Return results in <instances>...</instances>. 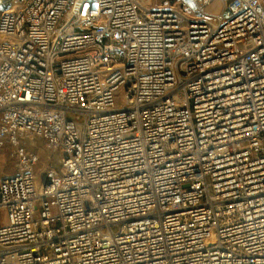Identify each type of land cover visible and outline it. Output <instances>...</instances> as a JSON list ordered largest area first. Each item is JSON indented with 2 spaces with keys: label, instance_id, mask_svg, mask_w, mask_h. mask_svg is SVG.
I'll list each match as a JSON object with an SVG mask.
<instances>
[{
  "label": "built area",
  "instance_id": "built-area-1",
  "mask_svg": "<svg viewBox=\"0 0 264 264\" xmlns=\"http://www.w3.org/2000/svg\"><path fill=\"white\" fill-rule=\"evenodd\" d=\"M11 1L0 264H264L261 3Z\"/></svg>",
  "mask_w": 264,
  "mask_h": 264
},
{
  "label": "rangeland",
  "instance_id": "rangeland-1",
  "mask_svg": "<svg viewBox=\"0 0 264 264\" xmlns=\"http://www.w3.org/2000/svg\"><path fill=\"white\" fill-rule=\"evenodd\" d=\"M26 0H12L9 7L6 9H14L17 8L18 6L22 5ZM261 5L264 8V0H258ZM154 3L155 5H161L163 4V0H143V3ZM9 11V10H8ZM217 7H210L208 10H206V13L210 16L215 15L218 12ZM37 141V146L35 147L37 156L39 157V163L37 164V168L39 166H43V164L46 161V155H45V149L42 144V142L38 139ZM31 146V145H30ZM10 148H5L1 153H0V175L4 174H12L14 173V159L10 156ZM55 159V157H53ZM56 160V159H55ZM2 213L0 212V216Z\"/></svg>",
  "mask_w": 264,
  "mask_h": 264
},
{
  "label": "crops",
  "instance_id": "crops-1",
  "mask_svg": "<svg viewBox=\"0 0 264 264\" xmlns=\"http://www.w3.org/2000/svg\"><path fill=\"white\" fill-rule=\"evenodd\" d=\"M210 7H217V8H219V5H218V3H211L210 5H208L206 7V10H208ZM0 176H2V175H0Z\"/></svg>",
  "mask_w": 264,
  "mask_h": 264
},
{
  "label": "bare ground",
  "instance_id": "bare-ground-1",
  "mask_svg": "<svg viewBox=\"0 0 264 264\" xmlns=\"http://www.w3.org/2000/svg\"><path fill=\"white\" fill-rule=\"evenodd\" d=\"M142 3H143V0H142ZM5 10H6V11H8V10L11 11L12 9H5Z\"/></svg>",
  "mask_w": 264,
  "mask_h": 264
}]
</instances>
